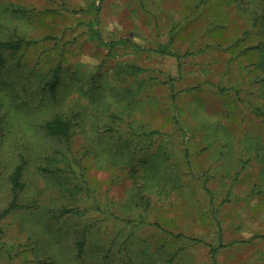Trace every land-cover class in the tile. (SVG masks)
Listing matches in <instances>:
<instances>
[{
    "label": "rangeland",
    "instance_id": "obj_1",
    "mask_svg": "<svg viewBox=\"0 0 264 264\" xmlns=\"http://www.w3.org/2000/svg\"><path fill=\"white\" fill-rule=\"evenodd\" d=\"M238 7L210 31L190 0H0V39L37 40L0 65V264H264V50L233 45Z\"/></svg>",
    "mask_w": 264,
    "mask_h": 264
},
{
    "label": "trees",
    "instance_id": "obj_2",
    "mask_svg": "<svg viewBox=\"0 0 264 264\" xmlns=\"http://www.w3.org/2000/svg\"><path fill=\"white\" fill-rule=\"evenodd\" d=\"M232 1L239 4L238 8H240L243 16H245V19L247 21V28L243 31L241 37L235 39L233 45H238L243 41H247L250 42L251 46H253L256 50H264V39L262 40V38H264V0H255L257 1V4L251 8L247 7V2L249 3V0H190V6L194 7L192 9L196 10L197 17L202 18V20L205 22L204 24L206 25V27H208V30L214 31L215 29H217L218 24L221 21H223V19H220L216 17L217 15H214L215 14V12L213 11L214 8H218L219 4L224 5V3H229ZM36 41H37L36 39H25L23 37H18L17 39H12V40L0 39V65L4 62L5 52L18 51L23 47H27L31 44H34ZM126 42H127L126 39H120L117 41L110 42L109 45L115 46L117 44L126 43ZM161 52L168 54L170 51L161 49ZM176 56H178V54H176ZM60 68H61L60 66L54 68L52 77H50L49 81L46 83V85L48 86V91L52 97H54L57 84L59 83L58 77H59ZM131 70L137 73L140 72L142 69L140 67H131ZM174 119H175V123H178L177 120L178 118L174 117ZM42 128H43V132H45L46 135L61 139L66 143H68V139L71 138V132H72L71 122L61 114H56L53 118L45 120L44 123H42ZM151 132H157V131L152 130ZM21 170H22V165L21 163H19L18 165L15 166L12 174L10 175L13 199H11L9 206L5 208L4 211L1 213V216L10 212V210H12L16 206L14 199H16L18 190L21 187V183H20ZM85 212H86L85 210H81L78 208L63 207L61 209L56 210V213L50 214V217L61 218L66 215L80 217L83 216ZM99 222L100 221L98 220H93L86 223L82 227L81 238L76 242V251L78 256H80L83 253L85 245L89 240H91L89 237L92 232L91 230H93L94 227L99 228L101 226L100 224H98ZM154 224L169 239L178 240L181 238H185V235L182 233H175L166 228H163L159 224V222H155ZM259 237L264 238V236H259ZM191 240L200 242V240L196 238H193ZM250 241H252V239L247 241L241 240L240 242H250ZM234 242H239V241H234ZM234 242L230 244H233ZM221 245L222 242L219 241V246ZM209 248H210L209 252L211 254L210 258L212 259V261H215L213 257L217 252V247H213L209 245ZM123 251L124 250L121 251L120 248L118 249L119 254L123 253Z\"/></svg>",
    "mask_w": 264,
    "mask_h": 264
}]
</instances>
